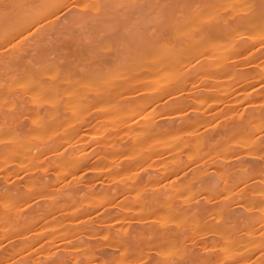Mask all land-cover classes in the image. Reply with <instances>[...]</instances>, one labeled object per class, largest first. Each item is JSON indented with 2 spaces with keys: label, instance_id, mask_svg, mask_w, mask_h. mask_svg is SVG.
I'll return each mask as SVG.
<instances>
[{
  "label": "rangeland",
  "instance_id": "rangeland-1",
  "mask_svg": "<svg viewBox=\"0 0 264 264\" xmlns=\"http://www.w3.org/2000/svg\"><path fill=\"white\" fill-rule=\"evenodd\" d=\"M15 2L35 7L0 17V264H264V39L226 25L260 0H77L107 6L82 28L40 7L69 0Z\"/></svg>",
  "mask_w": 264,
  "mask_h": 264
},
{
  "label": "bare ground",
  "instance_id": "bare-ground-1",
  "mask_svg": "<svg viewBox=\"0 0 264 264\" xmlns=\"http://www.w3.org/2000/svg\"><path fill=\"white\" fill-rule=\"evenodd\" d=\"M190 3L192 4L193 3V0L191 1L190 0ZM202 12L204 13V14H206L207 15V3H205L204 4V6H203V8H202ZM259 24H260V20H259V13L258 12H256V13H254V14H252V15H250L249 17H245V18H243V17H239V18H235L234 20H230V21H228L227 22V24L226 25H228V27H229V29H230V31L232 32V33H234V34H236V35H238V33H240V30H241V28H243V27H248V28H251V31H250V33H248V36H247V38L246 39H251L253 42H257L258 40H260V39H264V30H262L260 27H259ZM224 26H225V24L223 23V24H220V25H217L213 30H221V29H223L224 28ZM236 35L234 36L235 38H237L238 39V37H240L239 35L236 37ZM246 36V35H245ZM244 38V37H243ZM207 40V28H205V29H202L201 31H200V33L197 35V37H196V39L193 41L194 43H197V44H199L203 49H204V51L205 52H207V45H206V43H205V41ZM111 61V60H110ZM110 61H102V65H108V63L110 62ZM104 67V66H103ZM107 68V67H106ZM202 73H201V75H205V74H207V70H202L201 71ZM92 75V74H91ZM90 75V76H91ZM98 75V74H97ZM102 75V74H101ZM98 76V77H95L94 79H93V81H92V83L94 84V88H95V90L97 91H99L100 92V90L99 89H101V91L102 90H107V89H116V88H118V89H120L121 91H124L125 90V87H126V85H127V83H126V77L124 76V74H122V76L119 78V81H118V83L117 84H113V82H111L110 80H109V78H107V75H102V76ZM104 77H105V79H104ZM93 77L91 76V79H92ZM97 79H99V80H97ZM106 80V81H104V80ZM59 84H61V82H59V81H52V82H50L49 83V85H48V88H49V90H51V89H55L56 87H58V85ZM115 85H117V86H115ZM98 91H97V93H98ZM259 110V109H258ZM257 110V112H252L250 115V117H253V115H257L258 117H264V109L263 110H259L258 111ZM204 114V116H207V110H205L204 112H203ZM228 129L230 130V127H228ZM99 129L97 128V127H95V128H93V130H92V132H91V137L92 138H96L97 137V131H98ZM228 130V131H229ZM100 131V130H99ZM224 131V130H223ZM91 138V139H92ZM98 138V137H97ZM81 140H82V138H81ZM87 141V139L86 140H83V144H88V142H86ZM74 158L75 159H80V157L78 156V155H76V156H74ZM254 166V165H253ZM167 175V172L165 173H163V176H166ZM214 180H207V184H214L215 185V183L213 182ZM121 191H123V189H115L114 190V192H113V194H117V193H119V192H121ZM71 196H73L74 195V193H73V191L71 192V194H70ZM151 202H152V200H151ZM195 208V207H194ZM226 209V208H225ZM50 210V209H49ZM82 210L83 209H77V214H80L81 212H82ZM197 210V209H196ZM44 211H48L47 209H44ZM227 211V210H226ZM43 215V214H42ZM106 219V218H105ZM106 220H103V219H100L99 221H98V224L99 225H101V224H103L104 222H105ZM150 230V229H149ZM148 231V230H147ZM210 231V230H209ZM212 231V230H211ZM220 231V230H219ZM82 231H80V229H78L77 231H75V233H77L78 235L81 233ZM209 233V232H208ZM141 234H142V232H141ZM145 234V233H144ZM150 234L151 235H153V232H150ZM155 234V233H154ZM157 234H159V233H157ZM160 234H162V232L160 233ZM211 234H215V233H212L211 232ZM211 234H208V235H211ZM82 235V234H81ZM218 235V234H217ZM153 236H157L156 234L155 235H153ZM176 236V235H175ZM178 236V235H177ZM190 239V238H189ZM191 252H192V250L190 251V254H191ZM193 253V252H192ZM194 254H195V252H194ZM192 255V254H191ZM190 255V257H193V255L191 256ZM196 256V255H195ZM197 257V256H196ZM196 257H195V259H196ZM198 257H199V255H198ZM200 258V257H199ZM191 259V258H190ZM194 259V260H195ZM197 260H199L198 258H197ZM208 260V259H207ZM191 261V260H190ZM189 262V261H188ZM193 262V261H192ZM191 262V263H192ZM198 262V261H197ZM205 262V261H204ZM200 263V262H199Z\"/></svg>",
  "mask_w": 264,
  "mask_h": 264
},
{
  "label": "snow or ice",
  "instance_id": "snow-or-ice-1",
  "mask_svg": "<svg viewBox=\"0 0 264 264\" xmlns=\"http://www.w3.org/2000/svg\"><path fill=\"white\" fill-rule=\"evenodd\" d=\"M34 7L35 6L26 3L15 2V0H13V2H0V17H2L5 21H8L9 19L18 17L25 10L33 9ZM40 7L48 9V15L55 17L57 20H59L60 17H63L65 22L71 21L77 27L82 28L87 20L91 18L93 10L99 12L102 8L107 6L95 3H80L77 2V0H69V3L49 4ZM117 7H124V5H118ZM256 7L259 9L261 29L264 30V0H260V4ZM42 19L47 20L48 16L45 15ZM38 24H41V19L34 18L32 24L27 28L28 35L34 40L41 32V28L37 27ZM34 29L35 31H33ZM127 30L130 31V29ZM101 35L104 36L105 34L102 33ZM20 38L27 40L28 37H25L23 32H21ZM88 43L90 46L95 47L92 39H89ZM99 43L102 44L103 40L101 39ZM41 99H44V97L39 95L34 97L35 101H39Z\"/></svg>",
  "mask_w": 264,
  "mask_h": 264
}]
</instances>
